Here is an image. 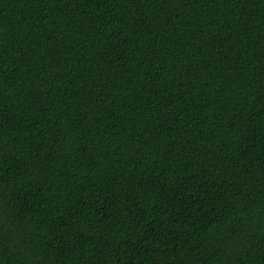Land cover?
Listing matches in <instances>:
<instances>
[{"label":"trees","instance_id":"1","mask_svg":"<svg viewBox=\"0 0 264 264\" xmlns=\"http://www.w3.org/2000/svg\"><path fill=\"white\" fill-rule=\"evenodd\" d=\"M0 264H264V0H0Z\"/></svg>","mask_w":264,"mask_h":264}]
</instances>
